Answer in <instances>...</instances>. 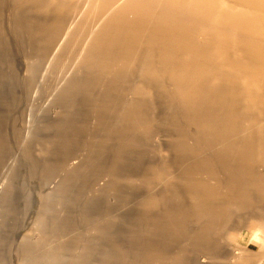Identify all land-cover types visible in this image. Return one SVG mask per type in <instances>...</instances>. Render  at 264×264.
I'll return each mask as SVG.
<instances>
[{
    "label": "rangeland",
    "instance_id": "374dc122",
    "mask_svg": "<svg viewBox=\"0 0 264 264\" xmlns=\"http://www.w3.org/2000/svg\"><path fill=\"white\" fill-rule=\"evenodd\" d=\"M2 1L6 3V14H9L12 10L11 0ZM74 1L78 3L73 7V14L80 13L84 9L81 22L82 32L85 34L94 18L92 4L96 0ZM223 1L224 3H221L222 0H149L147 2L149 10L143 11L147 17L138 21L144 22L143 27L146 33L149 32V26L146 23L151 21L165 26L166 28L157 31V34L164 37L170 36L171 39L167 40L172 42L171 45H165L166 48L163 49L177 56V63L174 65L178 71L176 84L180 87V95L176 94L175 81L168 72L163 79L157 78L167 66L169 70H172L171 67L174 65L166 66L162 53L159 50L152 51L147 71L141 72L140 79L136 81L134 87L137 111L140 113L143 109L139 119L150 125V142L146 147H133V143L143 145L147 139L144 134L133 133L130 141L124 143V149H132V153L129 150L123 152L126 157L124 159L126 167L131 165L134 172L154 166L151 171L153 174L149 177L151 181L153 179V185L158 183L155 174L156 165L163 157L166 159L165 179L170 186L168 192L170 196L177 199L176 210L183 213L184 224L180 239L165 264H191L192 261L199 260L202 255L209 254L210 257L204 260V264H242V261H247L246 257L241 256L238 251L230 249L227 240L223 239V230L216 229L213 233L207 230L208 227L215 226L213 217L217 214L215 198L211 193L204 188L189 195L181 194L177 189L174 191L171 184L178 181L176 177H172L178 171L175 163L182 160L178 153H172L169 150L163 152L162 145L158 146L161 141L163 143L170 141L171 145H182L190 140L189 144L193 145L195 152L208 155L211 140L214 138L222 141L229 140L226 142V147H221L227 150L216 151L219 155H223L218 163L228 169H231L234 164L238 165L232 162L233 153H242V148L256 145L264 149V114L256 109V107L262 108L258 101V98L263 101L259 91L262 87L258 85V82L253 84L240 74L236 75L233 72V69L242 70L240 67L250 68L255 64L259 66L256 70L259 74L258 78L264 79V0ZM243 4L248 7V10L238 11V6ZM42 9L41 4L32 2H28L21 8L22 16L33 20L25 29L26 33L35 32L36 34L31 39L32 46H39L44 35L56 33V29L37 31V28L49 23L50 16ZM7 18H11L10 15H7ZM228 37H240L244 42L242 46H239L231 43ZM7 49L5 41L0 37V196L2 195L0 197V264H19V259L15 255L17 247L29 243L34 237L33 229L40 199V196L36 198V195L47 194L61 179L62 174H65L66 171L59 172L65 158L73 160L81 157L86 133L81 131L76 138H73L69 133V130H74L73 126H69L68 130L66 124L60 127L55 117L56 115L64 117L66 108L45 97L44 89L50 84L49 76L53 79L57 74L56 62L51 60L43 65V59L38 57L33 68L39 77L36 84L30 85L24 79L27 67L22 60L25 55L22 48ZM88 69V73H84L80 79L73 77L72 81L63 83L65 92H57V95L62 97L63 104L71 105L73 96H84L81 85L88 88L95 86L100 70L91 66H88ZM145 75L147 79L149 78L146 82H144ZM195 92L199 93L195 95ZM118 93L119 90H114L113 96H117ZM65 94L68 96L64 97ZM193 98L198 99V103L195 105V114L188 117L187 102ZM227 100L229 102H225ZM128 108V102L120 105L121 113L114 122L120 137L115 139L114 135L109 143L105 141L100 143L95 152L96 156L100 155L102 158L101 153H104L108 147L120 144V140L130 128L125 117ZM202 110L210 111V116L214 118L205 119L201 116ZM172 119H177L184 125L186 130L182 135L176 136L170 127L163 125V121ZM225 119L232 136L224 133L216 134V125L208 124L211 120L218 123ZM232 148L238 151L231 150ZM195 160L198 161L197 158ZM38 161L53 168L54 171L50 176L42 174L40 170L30 174L27 168L35 166ZM194 162L189 164H193L198 169L202 167L195 165ZM247 162H249L248 159ZM258 168L261 171L263 168L264 173V166L259 165ZM79 172L80 168L77 166L74 176L79 175ZM130 173L132 175V172ZM90 180L88 185L79 192L78 204H83V207H76L75 210L78 213L73 212L70 216L68 226H72L74 231L70 251L64 255L54 242L49 245L47 255L45 254V258L41 259V264H73V254L80 243L77 239L79 228L90 226L91 229L94 222L99 219L102 222L93 225L95 230L88 236L85 250L80 253L82 264H91L89 263L91 257H95L100 251L105 252L106 255L96 256L94 262L117 264L119 250L127 247L125 230L114 229V225L107 226L106 222L104 223L106 216H102L103 213L100 210L111 205L110 210L113 215L121 212L123 203L120 200L110 204L105 197L114 189L123 188V185L108 184L94 177ZM25 181L33 183L31 196L26 192ZM72 186L75 190L78 189L77 183L73 182ZM61 192L66 193L65 190ZM135 194L138 195L139 191L133 193L132 201L126 202L125 211L128 221L136 217L134 209L136 210L140 199L136 198ZM56 195L61 193L53 192L50 198L52 197L53 200ZM166 198L167 196L164 201ZM74 201L77 205V199ZM71 206L73 211L74 202ZM56 210L57 204L54 203L49 210L53 220ZM55 220L66 223L67 217H57ZM200 241L203 244H199ZM99 248H101L100 251ZM200 248L201 252H199ZM136 257L141 259V262L144 261V264H163L162 260L153 263L157 256L153 252L146 251V248L139 251Z\"/></svg>",
    "mask_w": 264,
    "mask_h": 264
},
{
    "label": "bare ground",
    "instance_id": "6f19581e",
    "mask_svg": "<svg viewBox=\"0 0 264 264\" xmlns=\"http://www.w3.org/2000/svg\"><path fill=\"white\" fill-rule=\"evenodd\" d=\"M28 2L41 4L42 11L50 16L48 18L49 23L40 26L37 31L56 29L55 35H44L39 46L31 45V39L36 35L35 32L29 34L25 30L33 22L29 18L23 17L21 13V8ZM77 3L74 0H11L12 10L9 14H6V3L0 0V37L5 41L8 49L21 47L25 53L22 57L23 63L27 67V74L25 73L26 78L24 77V79L30 85L36 84L39 74L35 72L33 65L38 57L43 59V65L54 60L57 64V74L53 79L49 76L50 84L44 89V92L49 101L66 108L64 117L56 115V123L60 127L66 124L67 130L69 126H73L74 130H69L73 138H76L81 131L86 133L81 157L79 156L73 160L64 157L59 172L66 171L65 174H62L61 179L55 183L47 194L40 195L38 193L36 195V198L40 196V199L33 229L34 237L29 243L17 247L15 255L19 259V264H41V259L45 258L49 245L54 242L58 246V250L64 255L70 251L72 237L74 236L72 226H68L70 216L73 212L78 213L75 210L76 207H83V204H78L80 189L85 188L91 177H94L97 180H104L108 184L123 185V188L114 189L105 197L110 204L120 200L123 203L121 212L113 215L112 210H110L111 205L107 206L106 209H100L103 213L102 216H106L104 223L106 222L107 226L114 225V229L123 228L125 230L124 235L128 240V245L125 249L119 250L117 264H144V261L141 262V259L137 258L136 255L145 248L146 251L153 252L157 256L152 261L153 263L162 260L165 264L169 255L173 252L172 249L180 239L184 224L183 213L176 210L177 199L170 196L168 192L170 186L165 179L166 159L163 157L160 163L156 165L155 174L158 183L156 182L157 184L153 185V179L151 181L149 177L153 174L151 171L154 166L145 167L141 171L134 172L131 165L126 167L124 161L126 157L123 152L129 150L132 153V149H124V143L130 141L133 133L144 134L147 138L143 145L133 143V147H146L150 142V125L139 119L143 109L140 113L137 111L134 87L136 81L140 79L141 72L147 71L153 50H159L162 53L166 66L167 64L174 65L177 63V56L163 49L171 45L172 42L167 40L171 38L170 36L164 37L157 34V31L166 28L157 22L146 23L149 26V32L146 33L145 27H143L144 22H138L135 19L134 9L137 4L133 3L132 0H96L92 4L94 18L87 33L84 34L81 22L84 9L80 13L73 14L72 12ZM140 8L147 12L150 7L147 4H142ZM7 15H10L11 18H7ZM10 19L12 20L8 21ZM88 66L100 70L95 86L88 88L81 85L80 87H83L85 93L84 96H73L74 99L70 102L71 105L63 104L61 102L62 97L58 96L57 92H65L64 82L72 81L73 77L80 79L84 73H88ZM167 67L157 78L158 80L163 79L168 72L175 81L176 94L180 95V87L176 84L178 72L176 65L171 67L172 70ZM144 77V82H146L149 78L147 79V75ZM109 89L113 90L110 91ZM114 90H119L118 95L115 97L113 96ZM198 93L195 92V95ZM67 96V94L64 95V97ZM127 102L129 108L125 117L130 127L129 130L125 133L124 138L120 140L119 145L108 147L104 153H101L102 158L100 155L96 156L95 152L100 143L104 141L109 143L110 138L114 135L115 139L120 137L114 122L121 113L120 105ZM197 103L198 99L194 98L187 102L186 114L188 117L195 114ZM201 116L205 119L214 118V116H210L208 110H202ZM226 122V119L218 123L211 120L208 124L216 125V134L221 135L224 133L232 136ZM163 125L170 127L176 136L182 135L186 130L184 125L177 119L165 120ZM189 141L182 145H171L170 141L158 143V146L162 145L161 151L169 150L172 153H178L182 160V162L175 163L178 171L172 177H176L178 181L171 184L172 188H174V191L177 189L179 193L185 195L196 192L200 188H204L211 193L215 198L217 214L213 217L215 226L208 227L207 230L210 233H213L216 229L223 230V239L227 240V245L231 250L238 251L241 256L246 257L248 264L255 262L264 264L263 168L261 171L248 167L246 164H234L231 169L223 168L219 163H212V161H216L214 151H210L204 157H198V152L194 151L193 145L191 146ZM228 141L214 138L210 141V144L226 143ZM73 152L75 151L73 150ZM192 161H195V165L202 167L198 169L193 164L190 165L189 163ZM41 163V161H38L35 166H29L27 169L30 174L40 170L42 174L50 176L51 172L54 171L53 168ZM77 166L80 168V172L79 175L74 176V170ZM130 172H132V175ZM73 182L78 184L76 190L79 191L73 188ZM32 188L33 183L25 181V189L29 196L33 194ZM61 190H65L66 193H62ZM136 191H139L138 195L135 194L136 198L140 199L136 210L134 209L136 217L134 216L132 221H128L125 211L126 202L133 200V193ZM53 192H60L61 195H56L52 200L50 196ZM166 196V201H164ZM75 199H77V205ZM72 202H74L73 211H71ZM54 203L57 204V210L53 220L49 210ZM198 209L201 211L200 207ZM57 217H67V222H56ZM101 222L102 220L99 219L94 224H100ZM93 225L91 229L90 226L79 228L77 239L80 243L73 254V264H82L80 253L85 250L84 246L88 236L95 230ZM199 244H203V242L200 241ZM100 249L98 250L100 251ZM199 252H201V248ZM99 255L106 254L100 251L96 256ZM95 257H91L89 263L99 264L94 262ZM209 257L210 254L202 255L199 260L196 259V262L194 260L192 263L204 264V260Z\"/></svg>",
    "mask_w": 264,
    "mask_h": 264
},
{
    "label": "crops",
    "instance_id": "0c3cea01",
    "mask_svg": "<svg viewBox=\"0 0 264 264\" xmlns=\"http://www.w3.org/2000/svg\"><path fill=\"white\" fill-rule=\"evenodd\" d=\"M132 1H133V3L137 4L136 8L134 9L135 10L134 13L136 15V17H135L136 21H139V20H141L143 18H146L147 15H145L146 13L143 12L144 10L142 8H140V5L147 4V2L149 0H132ZM221 3H224V1L222 0ZM238 8L237 9L238 10L241 9L240 11H242V12L248 10V7L245 4L238 6ZM194 37L197 38V36H195V35H194ZM227 39H231L230 40L231 43L233 42L234 44L239 45V46H242V44L244 42L240 37L239 38H237V37L229 38L228 37ZM193 43H195V41H193ZM247 64L249 66H251L249 63H247ZM240 68L242 70H234L233 69V72L236 75L240 74L242 77H245L246 79L251 81L253 84H257L256 82H258L260 84V87H262V88L259 89V91L261 92L260 97L263 99V101H261L258 98V101L261 103L260 105H262V108L259 109V107H256V109L258 110V112L261 111L264 114V91H263L264 90V79L261 80L260 78H258L259 74H258V72L256 70L259 69V66L253 64L250 68L249 67L248 68L247 67H240ZM253 69H255V71H252ZM225 102H229V101L227 100ZM209 145H210V151H214L215 152V157H216V161L215 162H213L211 159H210V161H212V163H218L220 157L223 156V155H219L216 151H218V150H227V148H221V147H226L227 144L226 143H224V144L223 143H216V144H209ZM251 145H253V144H251ZM231 150L238 151V149H236V148H232ZM241 151H242V154L241 153H233L232 154L233 155V157H232L233 161L232 162H236L237 164H246V166L254 168V169H259L258 168L259 165L264 166V149L263 148H259V146L256 145L255 147L254 146H249L248 148H242ZM259 152H263V153H259ZM197 156L198 157H201V156L204 157L205 153L198 152ZM247 159L249 160V162H247ZM225 264H227V263H225ZM242 264H248V261L244 260V261H242Z\"/></svg>",
    "mask_w": 264,
    "mask_h": 264
}]
</instances>
